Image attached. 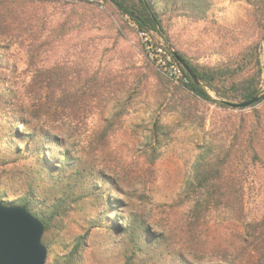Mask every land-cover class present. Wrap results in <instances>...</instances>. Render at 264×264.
Segmentation results:
<instances>
[{
    "label": "rangeland",
    "instance_id": "obj_1",
    "mask_svg": "<svg viewBox=\"0 0 264 264\" xmlns=\"http://www.w3.org/2000/svg\"><path fill=\"white\" fill-rule=\"evenodd\" d=\"M217 4L207 21L173 19L172 50H180L194 63L217 66L258 45L263 96L264 23L243 0ZM127 20L111 0H0V41L12 70L6 73V83L28 108L45 107L39 114L52 131L76 155L118 179L131 208L156 232H165L189 261L264 264V258L239 239L244 221L263 216L261 201L251 202L245 217L227 208L198 213L204 195L191 185L203 148L228 144L235 125L244 114L251 115L252 108L218 107L160 82L146 64L143 47L156 50L150 42L162 45L164 39L138 34ZM35 26L43 28L39 38ZM61 26L67 33L61 37L56 32L51 39V29ZM162 66L157 63L155 68L165 75L169 69ZM40 71L45 72L43 78H36ZM172 73L179 76L176 69ZM50 78L57 83L52 90L60 88L65 96L79 92L74 108L67 99L64 113L57 114L54 107L46 112V96L39 93L37 81L54 84ZM159 127L164 134L155 137ZM262 183L258 178L248 181L256 188ZM66 226V246L57 251L68 253L75 238L88 233L82 264H105L107 249L93 241L102 239L99 232H87L76 214L67 218Z\"/></svg>",
    "mask_w": 264,
    "mask_h": 264
},
{
    "label": "trees",
    "instance_id": "obj_2",
    "mask_svg": "<svg viewBox=\"0 0 264 264\" xmlns=\"http://www.w3.org/2000/svg\"><path fill=\"white\" fill-rule=\"evenodd\" d=\"M243 1L263 25L264 0ZM111 2L123 18L127 17L135 32L164 39L162 45L150 42L156 50L143 47L146 64L160 82L186 96L223 108L237 109L239 107L232 104L260 98L250 107L251 115L244 114L235 125L228 144L209 143L203 148L191 185L204 195V200L198 203V213L227 208L245 217L251 202L259 199L264 206V95L261 96L263 70L258 45L228 63L197 64L180 50H172L169 24L179 17L207 21L215 15L218 0ZM35 28L39 38L43 28ZM56 29H51L48 35L51 39L56 32H60L61 37L67 33L64 26ZM0 35H3L1 28ZM6 49L0 41V202L7 207H25L43 223V244L48 250L49 262L82 264L88 233L76 237L68 253L57 251L66 246L67 218L76 214L87 232L97 231L101 235L102 239L93 241L99 249H107L105 264H195L172 246L165 232H156L144 215L131 208L118 179L76 155L65 140L52 131L39 114L45 107L28 108L18 91L8 86L6 73L12 70L4 60ZM151 53H155L154 57ZM157 63L161 69L164 63L169 71L165 75L157 71ZM185 66L193 71L200 84L187 73ZM172 69H176L179 76L173 74ZM44 73L40 71L36 78H43ZM46 81L37 82L39 93L46 96L47 113L53 107L57 114L64 113L67 99L72 101L73 108L79 102L78 91L65 96L60 88L52 90L57 84L55 79L50 78L54 84ZM210 91L219 100L212 98ZM257 106L261 108H255ZM163 130L159 127L154 131L155 137L162 136ZM250 178L262 179L263 183L258 188L252 187L248 185ZM244 222L240 241L264 258V214L260 219Z\"/></svg>",
    "mask_w": 264,
    "mask_h": 264
},
{
    "label": "water",
    "instance_id": "obj_3",
    "mask_svg": "<svg viewBox=\"0 0 264 264\" xmlns=\"http://www.w3.org/2000/svg\"><path fill=\"white\" fill-rule=\"evenodd\" d=\"M185 70L200 84L189 67ZM259 99L232 106L250 108ZM43 234V223L25 207H7L0 202V264H50Z\"/></svg>",
    "mask_w": 264,
    "mask_h": 264
}]
</instances>
